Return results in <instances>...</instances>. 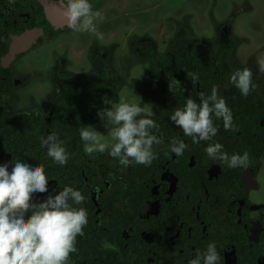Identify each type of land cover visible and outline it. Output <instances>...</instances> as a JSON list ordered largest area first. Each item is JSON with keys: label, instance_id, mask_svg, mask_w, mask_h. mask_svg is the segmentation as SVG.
Here are the masks:
<instances>
[{"label": "flooded vegetation", "instance_id": "flooded-vegetation-1", "mask_svg": "<svg viewBox=\"0 0 264 264\" xmlns=\"http://www.w3.org/2000/svg\"><path fill=\"white\" fill-rule=\"evenodd\" d=\"M116 1L89 0L102 16L98 39L72 31L59 0H0V163L43 166L50 190L85 196L74 207L88 224L70 264H189L210 243L219 264H264V0H149L121 15ZM249 15L259 17L247 24ZM244 68L255 85L247 97L230 82ZM172 77L182 90L169 91ZM213 86L235 130L213 115L217 135L193 144L170 116ZM104 99L154 113L163 142L151 166L122 170L107 151L85 154L83 127L113 143L97 116L111 107ZM52 133L69 153L64 166L41 145ZM173 140L188 145L183 155L171 152ZM216 142L229 156L247 151L248 167L209 159ZM44 198L34 195L37 209Z\"/></svg>", "mask_w": 264, "mask_h": 264}, {"label": "clouds", "instance_id": "clouds-1", "mask_svg": "<svg viewBox=\"0 0 264 264\" xmlns=\"http://www.w3.org/2000/svg\"><path fill=\"white\" fill-rule=\"evenodd\" d=\"M66 9L67 26L74 32H87L102 39L97 30L96 20L102 19L99 11H94L89 0H59ZM259 71L264 73V60L259 62ZM193 80L198 79L194 73ZM252 71L244 68L231 74L230 82L247 97L255 88L252 83ZM169 91L182 90L181 81L175 77L169 79ZM105 105L97 112L101 120H107L103 127L113 143L109 144L105 137L92 126L80 129L85 154L108 152L117 159L123 169L133 163L151 166L157 158L155 145L163 142L162 138L153 134L152 129L159 125L150 117L154 114L146 112L135 103L125 102L112 105L111 100L104 99ZM213 115L222 119L225 130H235L233 114L226 100L218 96V89L213 86L211 95H200V103L188 98L185 106L177 108L170 116L172 123L182 129L185 136L192 138L193 144L211 141L217 135ZM41 145L47 149V156L57 165L64 166L69 161V153L64 142L55 133L47 139H41ZM188 147L183 141H172L171 152L183 155ZM209 159L231 168H247L249 153L229 156L223 151V145L209 143L205 148ZM11 166V170H9ZM34 195L46 198L35 206ZM85 196L73 187L66 186L62 191L49 188L48 177L43 166H32L28 162L17 161L14 164L0 163V264H70L71 254L77 252V237L83 236V229L88 224V213L83 205ZM28 213H31L28 215ZM219 264L220 255L215 243H210L207 251L197 253L189 264Z\"/></svg>", "mask_w": 264, "mask_h": 264}, {"label": "rangeland", "instance_id": "rangeland-1", "mask_svg": "<svg viewBox=\"0 0 264 264\" xmlns=\"http://www.w3.org/2000/svg\"><path fill=\"white\" fill-rule=\"evenodd\" d=\"M148 1L149 0H117L116 1V7L114 6V11H116V13L119 15H121L124 11H129V10H131L134 6H144V5H147V3H148ZM260 9H263L264 8V6H262L261 4H260ZM104 8H105V11L106 10H110L111 9V7H110V5L109 6H107V2H106V4H105V6H104ZM113 11V10H112ZM111 11V12H112ZM204 13H206V10L204 11ZM134 16V15H133ZM135 16H137V15H135ZM139 16V15H138ZM177 17H180V15L179 16H177ZM259 17V15H249V16H247L246 18H245V22H247V24H249V23H252V22H255L256 20H257V18ZM103 32V34H104V31H102ZM78 42V41H77ZM81 44H83L82 42H81ZM78 62V61H77ZM79 63V62H78ZM258 77H260L259 75H257ZM263 77H264V75H263ZM263 81H264V79H263Z\"/></svg>", "mask_w": 264, "mask_h": 264}]
</instances>
